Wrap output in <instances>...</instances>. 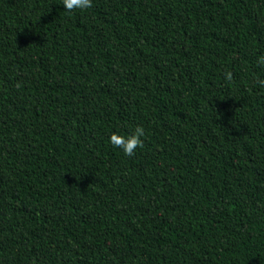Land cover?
<instances>
[{
  "label": "trees",
  "instance_id": "obj_1",
  "mask_svg": "<svg viewBox=\"0 0 264 264\" xmlns=\"http://www.w3.org/2000/svg\"><path fill=\"white\" fill-rule=\"evenodd\" d=\"M92 4L0 0V264H264V0Z\"/></svg>",
  "mask_w": 264,
  "mask_h": 264
},
{
  "label": "clouds",
  "instance_id": "obj_2",
  "mask_svg": "<svg viewBox=\"0 0 264 264\" xmlns=\"http://www.w3.org/2000/svg\"><path fill=\"white\" fill-rule=\"evenodd\" d=\"M62 5L65 7V11L72 13L76 10L85 11L93 6L92 0H62ZM259 63L264 65V57H260ZM227 80H232V74L226 73ZM261 86H264V80L258 81ZM145 135V129L143 127H136L134 133L130 136H121L113 133L110 137V143L112 146L121 149L125 156L131 157L135 155L138 148L143 147V140L141 139Z\"/></svg>",
  "mask_w": 264,
  "mask_h": 264
}]
</instances>
